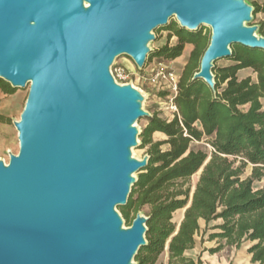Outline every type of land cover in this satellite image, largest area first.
Masks as SVG:
<instances>
[{
  "label": "water",
  "instance_id": "1",
  "mask_svg": "<svg viewBox=\"0 0 264 264\" xmlns=\"http://www.w3.org/2000/svg\"><path fill=\"white\" fill-rule=\"evenodd\" d=\"M254 11L246 0H0V79L29 87L19 153L0 160V264H137L149 217L125 227L118 209L149 164L132 151L152 115L112 67L125 56L144 70L154 32L175 18L211 30L193 81L215 90L233 46L264 51Z\"/></svg>",
  "mask_w": 264,
  "mask_h": 264
},
{
  "label": "trees",
  "instance_id": "2",
  "mask_svg": "<svg viewBox=\"0 0 264 264\" xmlns=\"http://www.w3.org/2000/svg\"><path fill=\"white\" fill-rule=\"evenodd\" d=\"M252 5L254 16L264 13V0ZM165 29L177 38V44L165 45L150 57L172 62L183 56L186 45L194 50L179 79L174 118L168 121L157 113L145 118L141 147H148L149 164L139 173L128 205L119 208L130 225L139 211L148 209V244L136 262L156 264L168 246L169 264H201L185 253L194 249L204 221L207 230L217 231L210 240L226 241L209 250L211 254L224 247L240 250L251 243L252 262L264 264V187L254 186L264 178V51L233 46L229 58L233 64L214 68L212 90L202 80L193 81L210 38L202 30L182 29L177 22ZM259 33L264 36V22ZM245 69L257 74L256 82L251 77L238 78ZM0 90L14 91L1 79ZM156 133L166 140L154 141ZM205 139L211 152L192 147ZM248 166L253 167L252 174L244 179ZM200 171L193 191L190 180ZM180 210L185 213L178 228L173 219ZM217 221L220 224L212 225Z\"/></svg>",
  "mask_w": 264,
  "mask_h": 264
},
{
  "label": "rangeland",
  "instance_id": "3",
  "mask_svg": "<svg viewBox=\"0 0 264 264\" xmlns=\"http://www.w3.org/2000/svg\"><path fill=\"white\" fill-rule=\"evenodd\" d=\"M248 3L252 4L253 2L262 3V0H246ZM177 22L175 18L170 20L169 25ZM264 22V13L257 14L252 23L249 24L250 26L259 27ZM178 24V23H177ZM168 26V25H167ZM166 27H162L157 29L154 32L155 40L150 43V48L152 52L157 51L164 47L165 45L174 46L177 44L176 37H170V31L165 29ZM203 31V34L211 37V30L207 27L200 28ZM258 35H261L258 33ZM192 51L194 50V46L191 47ZM185 52V51H184ZM191 53L188 56L184 57V59L175 60V61H166L157 57H150L148 58L147 65L144 70L140 71L135 63L128 57H121L117 59L112 67V72L119 84H132L137 90H139L142 95L144 96L143 108L144 110L153 115L157 113L161 118L171 121L174 118L176 113L175 105L172 102L173 100V93L170 91L167 85L164 87H155L152 85L148 80V75L153 71H157L160 68H164L165 71H171L178 78L181 77L184 67L187 65ZM152 54V53H151ZM233 62L229 59L220 60L215 63V68H223L226 66L232 65ZM122 67L125 69L129 74L130 78L128 80H123L118 78L116 73V68ZM247 77H251L254 82L257 81V74L252 69H245L238 73L239 79H244ZM29 95V87L25 89H14L12 94H5L0 90V160L5 162L6 164L9 163L11 155H17L20 150L19 138H18V131L15 128L14 123L19 121L22 115V112L25 108V104ZM264 106V99L261 100ZM244 110H247L248 107H244ZM139 132L142 134L144 128L147 126V120L141 119L136 124ZM154 141H163L166 140V136L154 134L153 136ZM139 142L142 144L141 137L139 138ZM208 141L205 139L202 142H194L192 147L194 149H204L208 152L212 151L211 146L207 143ZM167 147L165 146L164 149ZM148 147L142 148L141 146L133 149L132 153L136 159L142 160L147 156ZM239 163H237L238 165ZM253 167L248 166L245 170L243 178L246 179L251 176ZM201 175V171L194 175L191 180L190 184L193 188V191L196 187V184L199 180ZM139 174H137V177ZM255 188H262L264 187V178L260 182H255ZM120 211V209H118ZM121 212V211H120ZM143 212H148V209H143ZM184 213L183 210L178 211L174 215V223L178 225L182 214ZM134 217V214L131 215ZM125 227H129L130 224L125 219ZM220 223V221L212 223V225H216ZM208 231L203 229L200 232L199 236L204 239L207 236ZM250 243H245V246H249ZM156 264H169V252L168 246L166 247L165 251L161 256L158 258Z\"/></svg>",
  "mask_w": 264,
  "mask_h": 264
},
{
  "label": "crops",
  "instance_id": "4",
  "mask_svg": "<svg viewBox=\"0 0 264 264\" xmlns=\"http://www.w3.org/2000/svg\"><path fill=\"white\" fill-rule=\"evenodd\" d=\"M192 46L193 45H186L183 56L177 59V61L180 59H184V57L188 56L189 53L192 52L191 50ZM156 134L161 135L160 133H156ZM183 211L185 213V210ZM184 213L182 214V217L179 223L183 220ZM200 227H201L200 232H202L203 229H206V223L204 221H201ZM216 232L217 231H210V232L208 231L207 236L204 237L203 240L199 235H197L195 238L196 244H195L194 249L187 251L185 255L189 258H192L196 263L200 261L201 264H255L252 262V255L248 252L250 247L252 246L251 243L249 246L244 247L243 245L240 250H236L234 248H229V247H224V249L221 250L220 252L211 254L209 250L217 248L221 244L222 245L226 244V241L224 240H220V239L210 240L209 239V236Z\"/></svg>",
  "mask_w": 264,
  "mask_h": 264
},
{
  "label": "built area",
  "instance_id": "5",
  "mask_svg": "<svg viewBox=\"0 0 264 264\" xmlns=\"http://www.w3.org/2000/svg\"><path fill=\"white\" fill-rule=\"evenodd\" d=\"M116 73L120 79L128 80L130 78V74L122 67L116 68ZM179 79L180 78H178L173 72L165 71L164 68H160L155 72L152 71L147 78V80L155 87L161 88L164 87V85H167L170 91L173 93V100L178 91ZM174 108L177 111L176 107Z\"/></svg>",
  "mask_w": 264,
  "mask_h": 264
}]
</instances>
